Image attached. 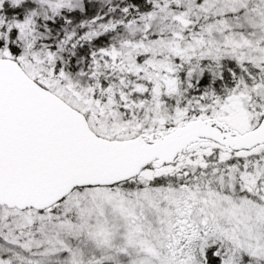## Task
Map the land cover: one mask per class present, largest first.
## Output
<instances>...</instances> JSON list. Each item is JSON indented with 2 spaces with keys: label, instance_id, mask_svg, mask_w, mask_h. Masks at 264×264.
Wrapping results in <instances>:
<instances>
[{
  "label": "snow or ice",
  "instance_id": "snow-or-ice-1",
  "mask_svg": "<svg viewBox=\"0 0 264 264\" xmlns=\"http://www.w3.org/2000/svg\"><path fill=\"white\" fill-rule=\"evenodd\" d=\"M0 264H264V0H0Z\"/></svg>",
  "mask_w": 264,
  "mask_h": 264
}]
</instances>
